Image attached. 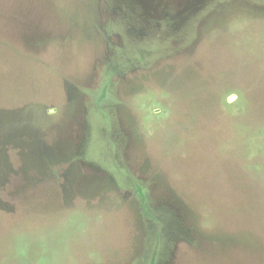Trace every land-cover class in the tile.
I'll return each mask as SVG.
<instances>
[{"label":"rangeland","instance_id":"rangeland-1","mask_svg":"<svg viewBox=\"0 0 264 264\" xmlns=\"http://www.w3.org/2000/svg\"><path fill=\"white\" fill-rule=\"evenodd\" d=\"M0 264H264V0H0Z\"/></svg>","mask_w":264,"mask_h":264}]
</instances>
